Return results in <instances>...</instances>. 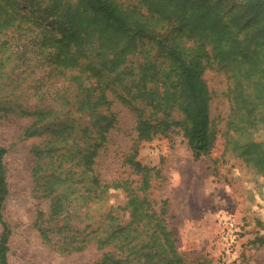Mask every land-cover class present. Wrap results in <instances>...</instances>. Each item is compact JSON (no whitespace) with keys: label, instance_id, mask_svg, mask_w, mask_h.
Masks as SVG:
<instances>
[{"label":"rangeland","instance_id":"rangeland-1","mask_svg":"<svg viewBox=\"0 0 264 264\" xmlns=\"http://www.w3.org/2000/svg\"><path fill=\"white\" fill-rule=\"evenodd\" d=\"M124 1L126 5L139 4L136 0ZM232 1L237 15L245 12L242 0ZM138 8L144 14L140 17L150 15L142 5ZM250 19L253 24L242 37L253 51L248 63L254 73L249 79L238 63L221 64L209 48L200 57L215 137L211 151L200 157L181 127H172L167 134L149 141L139 140L137 115L119 98L121 89L108 91L110 108L100 109L115 114L114 128L105 143L98 150L94 147L97 115L87 107L78 114L80 123L74 125L77 131L71 134L79 139L83 134L86 137L82 145L73 144L67 138L73 123L64 116L61 97L69 96L65 91L70 84L65 80L57 83V103L53 100L57 97L54 86L43 90L50 93L39 99L58 110L60 118L50 116L40 122L38 100L29 87L35 74L41 79L47 71L33 63L34 74L22 84L32 115L0 111V145L7 149L4 165L9 194L3 217L10 229V264H98L103 253L117 249L116 240L101 249L93 233L96 175L100 185L109 186L106 206L119 217L122 234L139 235L143 226L151 223L147 232L157 230L160 241L172 249L173 261L159 255L155 264H264V48L258 32L264 20L256 14ZM149 24L159 27L155 18ZM158 29L163 38H174L185 48L199 46L181 37L174 23ZM25 33L29 31L8 32L0 35L4 36L0 41L24 43L29 37ZM150 43L146 41L143 49H151ZM142 57L136 61H142ZM164 61L159 58L160 63ZM239 80L255 84L250 85V93L258 83V98L247 109L242 108L241 95L237 102L235 85ZM74 94H79V99L85 96L83 91ZM172 112L176 120L184 119L176 106ZM36 123L39 133L26 135ZM38 150H43L42 155ZM87 153L92 155L90 165L84 157ZM132 159L142 169L132 166ZM3 231L0 221V240ZM147 251L142 250L135 262L151 264Z\"/></svg>","mask_w":264,"mask_h":264},{"label":"trees","instance_id":"trees-1","mask_svg":"<svg viewBox=\"0 0 264 264\" xmlns=\"http://www.w3.org/2000/svg\"><path fill=\"white\" fill-rule=\"evenodd\" d=\"M136 1L138 5H126L124 0H0V35L26 29L29 33L25 34L30 37L24 43L15 39L0 41V111L18 110L32 115L22 84L34 74L35 63L47 71L41 79L35 74L29 87L34 89L38 100L36 114L40 122L50 116L60 118L58 110L39 99L40 95L50 93L43 90L54 86L57 97L53 100L57 103L60 96L57 83L65 80L70 84L65 91L70 93L69 96L66 98L61 94V97L66 111L64 116L73 123V131L67 137L73 144L82 145L86 137L83 134L79 139L71 134L77 131L74 125L80 123L78 114L87 107L97 115L94 147L98 150L105 143L114 128L115 114L103 113L100 109L110 106L108 91L121 89L119 98L128 102L137 115L139 140L149 141L167 134L172 127H181L195 155L208 154L215 137L211 131L209 91L203 79L200 57L209 48L221 64L238 63L249 79L254 73L248 63L253 51L242 37L253 24L250 16L256 14V18L264 20V0H242L245 12L238 15L232 0ZM139 5L150 15L140 17L139 14H144ZM26 9L30 13L24 14ZM153 18L161 28L174 23L181 37L194 40L199 46L191 50L174 38H163L159 27L149 24ZM258 32L263 37L259 44L264 48V24ZM146 41L152 45L147 51L143 49ZM154 50H157L156 54L152 55ZM142 55V61H136ZM159 58L166 62L160 63ZM52 79L55 81H49ZM93 79H97L96 84L86 85ZM250 85L255 84L246 85L239 80L235 85L237 102L241 95L243 109L258 98V83L253 87V93L249 92ZM81 91L85 96L79 99L80 95L74 93ZM175 106L184 115L183 120L173 117ZM37 128L36 123L26 135H37ZM42 152L38 150L37 154L42 155ZM6 153L7 149L0 145V221L4 225L0 264H10V229L3 217V205L9 194L4 165ZM84 157L89 159L90 165L92 155L87 153ZM132 166L142 169L141 164L133 159ZM95 183L97 214L93 233L97 245L103 249L114 240L118 244L115 251L103 253L98 264H138L136 257L144 249L148 250L151 264H155L154 259L159 255L163 260L167 256L169 261L174 260L170 257L172 249L160 241L157 230L147 232L151 223L144 225L139 235L122 234L119 217L113 214V208L106 206L109 186L100 185L98 175Z\"/></svg>","mask_w":264,"mask_h":264}]
</instances>
